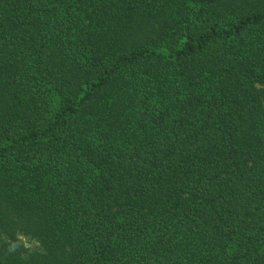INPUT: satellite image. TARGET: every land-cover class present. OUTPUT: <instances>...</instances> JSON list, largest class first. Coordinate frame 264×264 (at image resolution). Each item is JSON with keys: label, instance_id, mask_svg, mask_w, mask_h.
<instances>
[{"label": "trees", "instance_id": "obj_1", "mask_svg": "<svg viewBox=\"0 0 264 264\" xmlns=\"http://www.w3.org/2000/svg\"><path fill=\"white\" fill-rule=\"evenodd\" d=\"M0 264H264V0H0Z\"/></svg>", "mask_w": 264, "mask_h": 264}, {"label": "rangeland", "instance_id": "obj_2", "mask_svg": "<svg viewBox=\"0 0 264 264\" xmlns=\"http://www.w3.org/2000/svg\"><path fill=\"white\" fill-rule=\"evenodd\" d=\"M25 242H26V245H27V247H28L29 250H31V251H34L35 250L36 243L29 242L28 240H25Z\"/></svg>", "mask_w": 264, "mask_h": 264}]
</instances>
